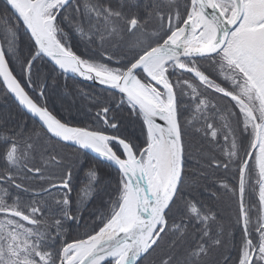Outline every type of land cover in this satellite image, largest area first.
Returning a JSON list of instances; mask_svg holds the SVG:
<instances>
[{"label":"snow or ice","instance_id":"1","mask_svg":"<svg viewBox=\"0 0 264 264\" xmlns=\"http://www.w3.org/2000/svg\"><path fill=\"white\" fill-rule=\"evenodd\" d=\"M0 99V264H264V0H3Z\"/></svg>","mask_w":264,"mask_h":264},{"label":"trees","instance_id":"2","mask_svg":"<svg viewBox=\"0 0 264 264\" xmlns=\"http://www.w3.org/2000/svg\"><path fill=\"white\" fill-rule=\"evenodd\" d=\"M0 7H3V0H0ZM78 79H74L72 77H68L67 79V83L69 85V87L67 89L62 88L61 91L66 93V96L68 98L71 99V101L67 100L65 101V109L67 108L68 105H73V109H72V113L71 115H69V113L67 111H65V109H62L60 107L59 102H57L56 104H50V107H53L54 110H56L58 113L68 117L69 119H71V121L74 124H83V123H87V120L83 117V115H80L77 113V108H82L84 111H86V106L84 104H82V102L80 101V99L78 97H74V95L72 93L75 92L76 88H82L85 91H92L93 89L95 90H99V87L97 86H93L89 83H84L82 81H79V83H77ZM64 80H61V84L63 85ZM9 110L15 111L14 106L11 105V101L9 102H5L4 100L0 99V116H6L7 113L9 112ZM125 115H127L125 113ZM127 123V122H126ZM133 132H135L136 134H139V126L138 125H130L127 128V133L128 134H132ZM94 155H92L91 153H89L87 159L89 161L93 160ZM85 171H80L77 173V177H76V181L75 183L77 184V186H80L81 184H83L85 182ZM109 169L106 166H102L101 167V172L102 173H106L108 172ZM105 179H107V177H105ZM219 210L221 211V214L225 217V223H227V218L232 215L234 218V212H235V206L233 205L232 207H229L228 205V201L227 198H224V202L219 205ZM81 231H83V229H81ZM73 235H75V229H73ZM240 232L237 229L236 230V237L239 238ZM234 254V252H233Z\"/></svg>","mask_w":264,"mask_h":264},{"label":"water","instance_id":"3","mask_svg":"<svg viewBox=\"0 0 264 264\" xmlns=\"http://www.w3.org/2000/svg\"><path fill=\"white\" fill-rule=\"evenodd\" d=\"M69 76L71 77V74H69ZM75 79V78H74ZM77 79H79V78H77ZM82 81V80H81ZM83 82H87V83H89V84H92V85H94V86H98V85H96V84H93L92 82H90V81H83ZM92 154V153H91ZM92 155H94V154H92Z\"/></svg>","mask_w":264,"mask_h":264},{"label":"rangeland","instance_id":"4","mask_svg":"<svg viewBox=\"0 0 264 264\" xmlns=\"http://www.w3.org/2000/svg\"><path fill=\"white\" fill-rule=\"evenodd\" d=\"M67 100L71 101V99H70V98H68V97L66 96V99H65V101H67Z\"/></svg>","mask_w":264,"mask_h":264}]
</instances>
